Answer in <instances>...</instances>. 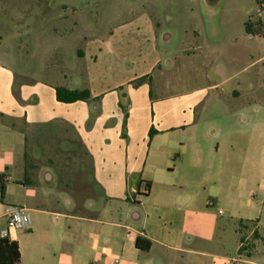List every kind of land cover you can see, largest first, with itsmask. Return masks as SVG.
<instances>
[{
	"label": "crops",
	"instance_id": "crops-1",
	"mask_svg": "<svg viewBox=\"0 0 264 264\" xmlns=\"http://www.w3.org/2000/svg\"><path fill=\"white\" fill-rule=\"evenodd\" d=\"M222 1L189 0L182 26L97 0L18 59L0 38V230L8 205L31 220L8 232L18 264H263L264 52L233 46ZM86 157L92 193L74 195Z\"/></svg>",
	"mask_w": 264,
	"mask_h": 264
},
{
	"label": "rangeland",
	"instance_id": "rangeland-1",
	"mask_svg": "<svg viewBox=\"0 0 264 264\" xmlns=\"http://www.w3.org/2000/svg\"><path fill=\"white\" fill-rule=\"evenodd\" d=\"M97 0H0V38H3L1 50L3 53L13 52V56L18 59V52L23 50V46L35 47L38 43L46 46L49 38L43 36V31L50 30L54 27L67 28V24H59L56 22L58 17L62 21H68L71 15L79 8L78 14L86 22V5L88 7L95 4ZM103 1V0H102ZM110 3H120L121 1H136L145 3L158 4L163 14H169L182 26H188L192 23L188 17L187 10L193 8L186 0V13L180 11L178 5L180 0H108ZM69 4V7L66 5ZM77 9H75V8ZM73 9V10H72ZM81 9V10H80ZM257 9L254 0H224L218 7L217 11L220 15H225L229 19L228 30L234 36V47L248 43V45L260 52H264L263 41H245L243 39V22L248 16H253ZM198 13L204 16L207 14L198 6ZM11 43H14L12 46ZM22 44V45H21ZM25 46V48H26ZM27 49V48H26ZM1 55V51H0ZM11 55V54H10ZM32 62V61H31ZM76 181L73 182L74 195L82 194L86 189V196L92 193L93 182L90 178V169L88 166V158L86 157V183L82 182V172L78 176H74ZM86 186V187H85ZM79 198V197H76ZM80 200V199H78ZM264 223V212H263ZM252 230V229H251ZM259 232L264 235V224L259 227ZM256 232H251L250 238L256 239ZM253 246H250L249 248ZM261 250V244L258 245ZM264 256V254H263ZM264 264V262H263Z\"/></svg>",
	"mask_w": 264,
	"mask_h": 264
},
{
	"label": "trees",
	"instance_id": "trees-1",
	"mask_svg": "<svg viewBox=\"0 0 264 264\" xmlns=\"http://www.w3.org/2000/svg\"><path fill=\"white\" fill-rule=\"evenodd\" d=\"M258 5H261L259 1L256 0ZM244 32L251 36H259L264 40V28L260 22H251L249 19L243 23ZM56 98L63 102H72L75 100H88L90 94L87 90H67L64 88H56ZM154 134L151 129L149 131V137ZM86 155L87 152H86ZM147 191L149 189V183L146 184ZM4 189L0 185V196L3 195ZM135 244L138 248L147 250L150 246L149 240L137 237ZM20 262V253L18 249V244L16 241L10 240L8 237H0V264H18Z\"/></svg>",
	"mask_w": 264,
	"mask_h": 264
},
{
	"label": "built area",
	"instance_id": "built-area-1",
	"mask_svg": "<svg viewBox=\"0 0 264 264\" xmlns=\"http://www.w3.org/2000/svg\"><path fill=\"white\" fill-rule=\"evenodd\" d=\"M251 22H260L264 28V5L261 4L258 6V9L254 15V17H250ZM141 190L143 193L147 192L146 185H141ZM209 205L212 206L213 203L210 201ZM221 213V210H218ZM4 219H5V227L0 230V237H8V232L10 229H27L31 224L30 216L24 207L5 206L4 209ZM240 248H243L244 243H240ZM247 247V245H246ZM246 247L244 249L246 250ZM241 259H236L230 262V264H239Z\"/></svg>",
	"mask_w": 264,
	"mask_h": 264
}]
</instances>
